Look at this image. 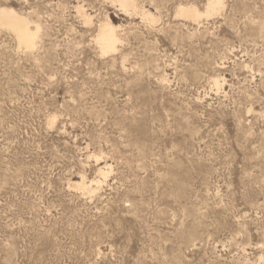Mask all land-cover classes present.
Wrapping results in <instances>:
<instances>
[{
    "label": "rangeland",
    "instance_id": "rangeland-1",
    "mask_svg": "<svg viewBox=\"0 0 264 264\" xmlns=\"http://www.w3.org/2000/svg\"><path fill=\"white\" fill-rule=\"evenodd\" d=\"M207 1L0 0V264H264V0Z\"/></svg>",
    "mask_w": 264,
    "mask_h": 264
},
{
    "label": "bare ground",
    "instance_id": "bare-ground-1",
    "mask_svg": "<svg viewBox=\"0 0 264 264\" xmlns=\"http://www.w3.org/2000/svg\"><path fill=\"white\" fill-rule=\"evenodd\" d=\"M111 1L119 4L120 7L124 11L137 12L140 10L139 5L137 4L136 0H111ZM224 5H225L224 0H208L206 9L203 13H201L198 10V8L194 6H182L181 5L176 9V15L177 17H182L192 22H196L199 25L203 17L205 18L207 17V19H209L208 17L212 18V16L218 15L220 14V12L222 13L225 7ZM146 12L143 11V16L146 17L150 22H155L156 21L155 17ZM29 20H30L29 18L27 19L25 17H22L21 15H18L17 13H15L13 10H10V9H3L0 15V26L8 29V31H11L13 35L15 36V39L19 47L31 53L37 47V44L39 42L38 39L41 37V28L39 26L32 28L33 26L32 27L30 26ZM99 28L100 29L96 37V43L99 45L101 51L104 53V55L107 53H112V52L115 53L117 50V44L121 43L119 35H118L119 31H117L112 26L111 23H108V21L106 24L102 25ZM214 82L216 86H220L218 80H215ZM105 168H99L98 172L101 174H104ZM94 182L93 181L88 182L87 178L81 177L80 183L78 184V186L80 188H84L85 190V188H87L88 185L92 186Z\"/></svg>",
    "mask_w": 264,
    "mask_h": 264
}]
</instances>
